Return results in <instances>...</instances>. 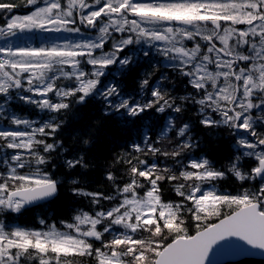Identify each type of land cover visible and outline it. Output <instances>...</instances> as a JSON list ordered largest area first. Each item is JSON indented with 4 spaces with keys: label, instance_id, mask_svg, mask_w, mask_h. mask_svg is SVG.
<instances>
[{
    "label": "snow or ice",
    "instance_id": "6c2138e0",
    "mask_svg": "<svg viewBox=\"0 0 264 264\" xmlns=\"http://www.w3.org/2000/svg\"><path fill=\"white\" fill-rule=\"evenodd\" d=\"M257 256L264 0H0V264Z\"/></svg>",
    "mask_w": 264,
    "mask_h": 264
},
{
    "label": "trees",
    "instance_id": "16d2710c",
    "mask_svg": "<svg viewBox=\"0 0 264 264\" xmlns=\"http://www.w3.org/2000/svg\"><path fill=\"white\" fill-rule=\"evenodd\" d=\"M176 87H182V84L179 80L176 81ZM23 114V113H22ZM207 143V141H206ZM227 147L223 142H214L207 149L208 152L212 153L213 156L219 155ZM210 158H212L210 156ZM91 186L86 188V190L91 191L94 188L100 187L102 185V174L93 173L90 177ZM222 187L228 188L229 190L234 187L231 182L224 184ZM165 195H173L174 193H165ZM74 207L71 197H66L63 194L56 199L54 202L42 205L36 208L29 209L24 213L23 216L15 220L16 223H19L27 227H37L39 224V219L48 218L50 221H58L60 219L67 218L71 214V209ZM239 264H264V261L261 260H243Z\"/></svg>",
    "mask_w": 264,
    "mask_h": 264
},
{
    "label": "water",
    "instance_id": "95a60500",
    "mask_svg": "<svg viewBox=\"0 0 264 264\" xmlns=\"http://www.w3.org/2000/svg\"><path fill=\"white\" fill-rule=\"evenodd\" d=\"M243 260H261V261H264V258L259 257V256H257V257H247V258H242L240 261H243Z\"/></svg>",
    "mask_w": 264,
    "mask_h": 264
}]
</instances>
